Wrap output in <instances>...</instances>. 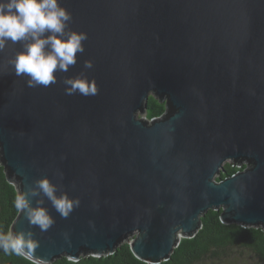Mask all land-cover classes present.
<instances>
[{"label":"water","instance_id":"obj_1","mask_svg":"<svg viewBox=\"0 0 264 264\" xmlns=\"http://www.w3.org/2000/svg\"><path fill=\"white\" fill-rule=\"evenodd\" d=\"M60 3L85 50L35 88L8 63L21 45L0 52V163L16 190L47 176L80 204L62 218L45 200L47 231L18 212L11 232L31 231L46 264L106 256L130 237L138 260L159 264L208 210L264 229V0ZM80 73L96 95L65 94ZM149 95L164 114L136 118ZM226 161L245 166L216 182Z\"/></svg>","mask_w":264,"mask_h":264},{"label":"clouds","instance_id":"obj_2","mask_svg":"<svg viewBox=\"0 0 264 264\" xmlns=\"http://www.w3.org/2000/svg\"><path fill=\"white\" fill-rule=\"evenodd\" d=\"M71 12L60 0H0V52L6 45L20 44V51L8 61L16 76H26L28 87H48L57 83L56 73H67L77 63V54L84 52L87 34L69 27ZM91 61L84 68H92ZM66 95L97 94V86L83 74L63 80ZM45 200L67 218L79 207L78 198L53 183L49 177L35 179L31 185L18 188L14 207L24 215L29 225L47 231L55 220L45 206ZM38 247L31 231L0 232V251L46 264L34 255Z\"/></svg>","mask_w":264,"mask_h":264},{"label":"trees","instance_id":"obj_3","mask_svg":"<svg viewBox=\"0 0 264 264\" xmlns=\"http://www.w3.org/2000/svg\"><path fill=\"white\" fill-rule=\"evenodd\" d=\"M165 102H161L153 95H149L147 109L144 113L146 121L160 118L165 112ZM224 163L214 180L228 177L240 169L244 164ZM12 183H15L14 181ZM8 182L4 168L0 163V232H11V225L18 211L14 207L17 192L15 184ZM220 212L208 210L200 217V229L192 238H181L167 261L159 264H198L209 260L213 264H248L240 262V258L247 257L254 263L264 264V229L260 227H243L237 224H223ZM0 264H34L30 260L15 254H5L0 251ZM50 264H148L138 260L131 252L127 241L121 243L117 249L106 256H81L79 260H69L66 256Z\"/></svg>","mask_w":264,"mask_h":264},{"label":"rangeland","instance_id":"obj_4","mask_svg":"<svg viewBox=\"0 0 264 264\" xmlns=\"http://www.w3.org/2000/svg\"><path fill=\"white\" fill-rule=\"evenodd\" d=\"M136 118H139V119H141V120H146L145 119V116H144V114L143 113H137L136 114ZM225 163H230V161H226ZM131 237L130 238H128L126 241L127 242H129V241H131ZM235 257H236V259L238 258L239 260H240V262H245V263H248V264H261V263H254L253 261H251L249 258H248V256L247 257H244V258H240V256L238 255V254H236L235 255ZM198 264H213V262H211V261H209V260H206V261H204V262H201V263H198ZM223 264H228L227 262H225V263H223Z\"/></svg>","mask_w":264,"mask_h":264}]
</instances>
